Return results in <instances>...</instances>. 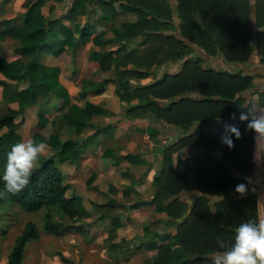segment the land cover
Listing matches in <instances>:
<instances>
[{
  "label": "trees",
  "instance_id": "16d2710c",
  "mask_svg": "<svg viewBox=\"0 0 264 264\" xmlns=\"http://www.w3.org/2000/svg\"><path fill=\"white\" fill-rule=\"evenodd\" d=\"M45 1L23 0V10L17 17L0 18V40L17 41L11 47L10 57L0 50V87L6 97L0 111V174L12 145L23 141L22 129L30 110L34 114L28 127L29 139L44 141L48 146L33 169L28 187L5 198L25 211L43 209L42 229L48 234L74 231L86 240L91 238L88 223L81 221L91 216L90 210L80 194L75 191L67 194L69 183L64 179L62 167L68 173L77 168L89 138L106 117L99 104L85 100L79 105L60 82L59 73L76 68V58L87 41L97 46L108 44L106 49L93 51V56L100 71L113 68L114 76L99 77L92 73L90 77H82L77 99L99 94L105 84L112 82L120 99H137L136 104L127 107V113L150 111L156 119L174 124L186 134L162 150L159 167L151 178L154 189L149 198L122 202L107 194L104 200L92 202L93 214L99 220L109 216L116 226L119 217L113 215V209L126 206L147 210L153 205L155 218L142 226L141 238L134 245L150 252L142 264H210L213 253L232 246L239 225L249 220L259 221L256 194L246 192L240 196L234 191L240 184L247 187L246 175L252 165L253 132L246 130L245 123L239 119L240 110L251 104L245 103L243 94L252 86L251 76L239 70L203 65L202 54H220L228 62H243L254 48L260 55L259 62L264 63L261 27L264 0L252 3L249 0H70L65 12L51 16L41 10ZM91 4L98 5L102 14L99 16L104 20H112L119 13L124 15L117 26L111 27V36L105 37L104 29L97 30L95 23L87 19L82 24L75 20V16H88L90 10L94 11V7L88 8ZM251 11L255 31L250 27ZM138 35L141 36L139 48L127 47ZM64 50H68V60L61 67L53 59ZM67 62L70 67L66 66ZM167 62H179L180 66L175 72H163L150 83L128 87L130 78H143L152 65ZM39 98L43 99L41 106ZM236 111L239 115L234 121L226 123L237 125L241 132L240 139L232 137L234 148L221 143L225 124L217 132L201 130L202 122ZM56 116L77 135L87 129L93 131L81 140L61 138L54 130ZM185 146L196 151L183 158L177 156L173 161L172 154ZM103 152L116 161L124 159L130 164L150 165L142 153L115 156L109 149ZM123 173L129 177L130 184L141 180L133 178L128 168ZM96 177V172L91 173L84 185L99 191L93 184ZM107 190L112 191L111 184ZM0 191H3L2 180ZM181 191L189 193L190 202L180 197ZM64 217L70 222L63 221ZM168 226H173L172 232L167 230ZM109 233L107 238L111 240L114 232L111 229ZM38 237L36 224L26 220L13 238L5 264H23L26 244ZM116 245L125 252L131 244L120 238L110 247Z\"/></svg>",
  "mask_w": 264,
  "mask_h": 264
},
{
  "label": "rangeland",
  "instance_id": "374dc122",
  "mask_svg": "<svg viewBox=\"0 0 264 264\" xmlns=\"http://www.w3.org/2000/svg\"><path fill=\"white\" fill-rule=\"evenodd\" d=\"M22 1L23 0H0V18L17 17L23 10L21 5ZM69 1L70 0H64L61 3H56L54 0H46L41 10L47 16H51L53 14L58 15L59 13L62 14L67 10ZM50 5L51 8H49ZM90 7H94V11L90 10L87 19L93 21L97 28L104 29L108 35L112 32L111 27L117 26L120 20L124 17V15L119 13L112 20H104L99 16V14H102L97 4L88 5V8ZM81 15L82 14H80V16H75V20L81 18ZM174 22L175 24L178 23L175 13ZM140 38V35L134 37L129 47L139 48L140 45H138V41ZM16 43V40H0L1 53L10 57L12 53L11 47ZM141 46H143V44ZM195 49L200 54V50L197 48ZM76 61L75 71L73 73L71 71L70 73H72L73 76H80L84 73L83 71L86 63L85 49H83L82 53L80 50ZM161 65H155L154 68H151L155 71L154 73L152 72V76H159L164 70H168L166 67L163 68ZM66 66L70 67V64L67 62ZM81 67L82 69H80ZM66 69L70 71L69 68ZM66 69L63 72L67 73L68 71ZM85 69L88 70L87 68ZM60 78L65 82L68 89H72L74 87V83L72 84L70 80L71 76L63 73L60 75ZM5 100V93H3L2 88L0 87V111L4 108ZM42 100V98L38 99L39 106H41ZM92 100L108 102L110 109L112 108L116 110L117 113H120L122 110L118 104L117 98L114 97L112 89H108L103 95L92 97ZM33 114L34 110H30L25 117V124L22 129L23 141L28 140L31 135V129L28 127L32 123L31 117ZM61 128H63V130H61ZM56 129H59L60 132L64 131L65 135L70 133L64 126L62 127L58 125L56 126ZM112 131L113 129L108 127L103 130L98 137H101L102 139L109 138ZM134 133H137L139 137L142 136L140 135L139 130H136ZM103 135L106 137H103ZM163 140L164 138H161L158 141L159 143H162ZM146 141L148 142L149 140ZM117 145L118 148L121 147V145L126 147L125 143H118ZM160 148V153L154 152L150 148L145 151L140 150L137 153H142L143 157L150 162L151 168H153V163L157 162V157L161 155V152L165 147L161 144ZM97 149L99 150V148ZM97 152L99 151H89V155H95ZM192 153V151L189 152V154ZM96 160L97 159H95L96 164H94L93 170L102 171V173H100L95 180L99 191L87 188L84 185V181L92 171L90 159H84L82 165L72 177V173L66 172L67 169L62 167V170L65 171L64 179L69 183V191H67V194H70L71 191H75L77 194H80L83 204L90 210L91 216L83 217L81 221H86L88 223L87 229L91 238L86 240L79 233L74 231H67L60 235L48 234L42 229L43 209L31 212L25 211L17 204L10 203L5 197H2L0 198V264H5L6 254L12 244L13 238L20 232L23 223L26 220H32L36 224L39 230V237L37 239L30 240L26 244L24 258L22 261L23 264H142L145 259L149 258L150 252L147 249L144 247L136 249L134 245L141 238L142 226L150 224L151 220L155 218L153 205L148 206L147 210L145 207L128 209L126 206L113 209V215H118L119 217L118 224H116V226H113L109 216L101 220L95 218L96 214H93L91 205L93 201H102L106 198L107 195L101 191L105 190V186H107L110 182H113L114 186L112 191L107 194L116 197L122 202H129L133 199H140L143 197L149 198L154 189L152 182L150 183L151 177L153 176L152 171L149 173L147 172L148 174L143 177V182L139 184H130L129 177L123 173L125 171L127 161L123 160L124 162H122V164L120 161L114 167L104 171L100 166V162H97ZM145 167L146 164H140L139 167L129 166V170L134 174L132 177L138 178ZM182 196L185 197V194H182ZM55 217L59 218L56 213ZM63 221L70 222L66 217L63 218ZM170 228L173 231V228ZM111 229L114 232V238L109 240L107 236L110 234L109 231ZM120 238L129 240L131 244L129 246V250L124 252L119 249V245H116L114 248L110 247L112 242H117ZM120 248L123 249L124 247L121 246ZM62 257L68 259V261H64Z\"/></svg>",
  "mask_w": 264,
  "mask_h": 264
},
{
  "label": "crops",
  "instance_id": "0c3cea01",
  "mask_svg": "<svg viewBox=\"0 0 264 264\" xmlns=\"http://www.w3.org/2000/svg\"><path fill=\"white\" fill-rule=\"evenodd\" d=\"M249 1H250V3L253 2V0H249ZM87 18L88 17L86 16V14H82L81 18L77 19V21L82 24ZM88 21L90 23H94L91 20H88ZM250 27H251L252 31H255L257 29V27L254 23L253 11L250 12ZM261 27H262V29H264V21H263V25ZM98 29L99 28H97V30ZM108 36H111V34L108 35L107 32H105V37H108ZM250 43L252 45L254 44L253 35L251 36ZM129 45H131V42L128 44L127 47H129ZM108 47H109L108 44H105L103 46H97V45L93 44L91 40L87 41L86 44L82 47L81 53H82L83 49L86 50L85 68H87L88 70H86L84 68V71H83L84 73H82L80 76H73L72 75V73L75 71V69L73 71L67 70L68 71L67 73L63 72L65 70H61V72L59 73L60 82L65 86V88L72 95V97L74 99H76V101L79 105H83L85 100L99 104L104 108L105 117H106L105 120H103L99 123V126H98L99 128L95 132L96 136H95V134H93V136L89 138V140L86 144V147H85L84 151L82 152V154L79 158L77 168L71 171V173H72L71 177L80 168L83 160L86 158L90 159V164H91V168H92L91 173L96 172L97 176H99V174L102 173V171L101 170L100 171L93 170V166H94V164H96L95 159H97L96 160L97 162H100V166L104 171L114 167L120 161H121L120 162L121 164H122V162H124L123 161L124 159H120V160L116 161L110 156H105V154L103 152L104 150L109 149V151H111L115 156H117L119 154H124L127 152L137 153L140 150L145 151L149 148L154 152H159V151H161V148H160L161 144L164 147H166L176 138L181 137L184 134H186V133L181 132L180 128H178L174 124H171L169 122L167 123V121H161V120L156 119L153 116L152 112H150V111L143 113V114H136L134 112L132 114L127 113L126 112L127 107H129L130 105L136 104L137 99L135 97L131 98V99L130 98L129 99L128 98L120 99L118 96V93L115 91V85L112 82L105 84L104 90L99 94H87V95L83 96L82 98L77 99V95L79 94L80 89H81V85H82V82H81L82 77H90V75H92V73L96 74L99 77H101V76L102 77L103 76L113 77L114 76L115 70L113 68H109L107 70L100 71L98 68L97 60H96L97 58H95L93 56V51H97L100 49H106ZM202 55H203V63H204L203 65H208V66H211V67L216 68V69L222 68V69H229L232 71L239 70V71H242V73H244V74L250 75L252 86H251V88H249L248 90H246L243 93L246 97L245 103L251 102V104L258 106V108H262V106L264 104V63L259 62L260 55L255 51L254 48L251 50L248 59L246 61H243V62H228L225 59H223V57L220 54L213 55V56L205 55V54H202ZM58 59H60V60H58ZM67 60H68V50H64L53 59V63L62 67L63 64L65 63V61H67ZM81 63H82V61H81ZM154 66L155 65H152V67H150V69L154 68ZM161 66H163V68L166 67L168 69V70H164L163 72H175L178 70L180 63L179 62H167V63L162 64ZM80 69H82V67ZM150 69H149V71H150ZM71 71H72V73H70ZM77 71H78V69H77ZM149 71H148V74L143 78H134V77L130 78L128 87H130L132 89L134 87L150 83L154 79L160 77L163 73L162 72L159 76L154 77L151 74H152V72L154 73L155 71H153V69H151L150 72ZM63 73L67 74L68 76H71V78H70L71 83L72 84L74 83V87L72 89H68L65 82L61 80L60 75ZM108 89L113 90L114 97L117 98L118 104L122 108L120 113H117L116 110H114L112 108L110 109L109 103L106 101H94V100H92V97H97V96L103 95ZM177 97L178 96H176L175 98H177ZM238 115H239V112L236 111V117ZM218 120L220 122H218ZM232 121H234V119H230V114H228V115H225L221 118L211 119V120L202 122L201 130L203 132H217L224 124L230 123ZM58 125H60L62 127L64 126L70 133L68 135H65L64 131L60 132L59 129H56V126H58ZM108 127L113 129L111 136L109 138H104V139H102L101 137H98V135H100L101 132ZM54 130H56L59 133L61 138H75V137H77L79 140L83 139L84 135H86L87 133H91L93 131L91 128V129L85 130L84 132H82V134L77 135V134H75L72 127L65 126L63 124V122H61L59 116H56ZM61 130H63V128H61ZM136 130L140 131V135H142L141 137H139L137 135V133H134ZM62 134L65 136H63ZM103 137H106V136L103 135ZM161 138H164V140L162 143H159L158 140ZM146 140H149V141L147 142ZM118 143H120V144L125 143L126 147L121 145V147L118 148V145H117ZM97 148H99V150ZM92 150L93 151H99V152H97L95 155L92 154L93 156L92 155L90 156L89 151H92ZM191 151L194 153L196 150H194V148H192L191 146L182 147L172 154V159L174 161L177 156H180L183 158V157L187 156L189 154V152H191ZM263 154H264V144L261 141L254 139V133H253L252 165H251V169H250L249 173L246 175V180H247V192H251V193L256 194L258 221H263V214H264V207L262 206V195H263L264 191H262L260 186H259V183H261L262 180L264 179ZM159 157H157L158 158L157 162L153 163V165H154V166L152 165L153 168H151V164H150V166H146L145 168H143V171L141 174L139 173L140 174L139 178L141 180H140V182H138V184L143 182V177L146 176V174H148L149 172L152 171V175H154L156 173V171L159 167L158 166ZM129 166L139 167L140 164H130L127 162L125 167L129 169ZM151 169H153V170H151ZM91 173H90V175H91ZM132 175H134V174H132ZM95 180L93 181V184L97 185V182H95ZM150 183H151V181H150ZM108 184H111L112 188H113V186H114L113 182H110ZM105 188L106 189L103 191L107 195L109 190H107V186H105ZM182 194H185V197H183ZM180 197L185 198L186 200H188V202H190L188 192L181 191ZM170 227L173 228V226H170ZM170 227H167V230L172 232ZM216 253L219 254L222 252H216Z\"/></svg>",
  "mask_w": 264,
  "mask_h": 264
},
{
  "label": "clouds",
  "instance_id": "9594fccd",
  "mask_svg": "<svg viewBox=\"0 0 264 264\" xmlns=\"http://www.w3.org/2000/svg\"><path fill=\"white\" fill-rule=\"evenodd\" d=\"M246 110H240L239 119L245 123L246 130L255 135L264 137V108L250 104ZM236 118V112L230 114V119ZM218 122H220L218 120ZM235 139L241 138V132L235 124H225L221 135V143L229 149L234 148ZM44 141L37 142L34 139L21 141L12 145L7 154V161L0 180L3 181V191L0 198L7 195L15 196L24 191L31 183V178L39 158L47 149ZM234 191L243 196L247 192L244 184L237 185ZM222 198V197H221ZM218 243L222 245L221 241ZM210 264H264V221H252L239 225L235 232L232 246L222 253H213L209 257Z\"/></svg>",
  "mask_w": 264,
  "mask_h": 264
},
{
  "label": "built area",
  "instance_id": "2783aa9c",
  "mask_svg": "<svg viewBox=\"0 0 264 264\" xmlns=\"http://www.w3.org/2000/svg\"><path fill=\"white\" fill-rule=\"evenodd\" d=\"M262 108H264V104H263ZM254 139H257L264 144V137L255 135V133H254ZM263 162H264V154H263ZM259 186H260L261 190L264 191V179L262 180L261 183H259Z\"/></svg>",
  "mask_w": 264,
  "mask_h": 264
}]
</instances>
